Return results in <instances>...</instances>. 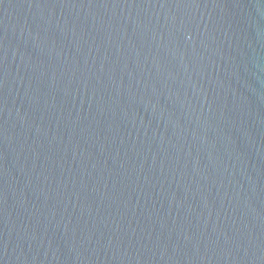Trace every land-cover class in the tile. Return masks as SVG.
Here are the masks:
<instances>
[{"label":"water","instance_id":"water-1","mask_svg":"<svg viewBox=\"0 0 264 264\" xmlns=\"http://www.w3.org/2000/svg\"><path fill=\"white\" fill-rule=\"evenodd\" d=\"M0 264H264V0H0Z\"/></svg>","mask_w":264,"mask_h":264}]
</instances>
